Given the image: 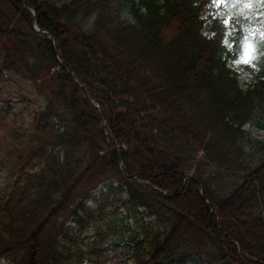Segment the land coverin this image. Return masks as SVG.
I'll use <instances>...</instances> for the list:
<instances>
[{"label":"trees","instance_id":"1","mask_svg":"<svg viewBox=\"0 0 264 264\" xmlns=\"http://www.w3.org/2000/svg\"><path fill=\"white\" fill-rule=\"evenodd\" d=\"M214 2L0 0V77L7 70L31 81L44 101L32 115L34 144L0 199L1 258L264 264V141L243 129L264 124V45H255L260 73L244 88L229 67L223 20L210 18L214 36L201 33ZM248 11L233 19L238 42L245 27L264 28V9ZM49 35L104 108L120 151H110L85 91L56 70ZM104 183L115 226L120 206L135 222L112 249L97 244L101 231L93 244L77 238L92 219L86 201ZM65 216L77 230L65 228Z\"/></svg>","mask_w":264,"mask_h":264},{"label":"rangeland","instance_id":"2","mask_svg":"<svg viewBox=\"0 0 264 264\" xmlns=\"http://www.w3.org/2000/svg\"><path fill=\"white\" fill-rule=\"evenodd\" d=\"M209 25L205 26V33H208ZM255 36L252 35V38ZM2 59V54L0 52V61ZM87 64L89 61L86 62ZM232 67L238 72L241 82L247 85L253 77L256 71L255 67L249 66L247 64H240L239 66L232 63ZM27 98L31 102V105H22L21 99ZM32 99V100H31ZM44 104V101L40 99L38 91L33 88L32 85L23 82L19 78L15 77L13 74L8 72L4 74V78L0 80V196H5L11 189L14 182V172L18 165L19 151L17 150L20 140L26 136L31 135V120L28 118L29 114L35 110L40 109ZM28 116V117H27ZM246 130L251 132L254 138L264 139V132L260 131L254 127L247 126ZM23 141V146H32L31 144H25ZM33 143V142H32ZM105 186H102L98 191L99 194ZM92 205V202H89ZM190 209L199 210L198 206L188 203ZM109 209L106 210V212ZM124 215V214H123ZM108 216L101 222L102 229L105 228L102 224L108 223L107 225L115 228V225L109 222ZM67 227L71 225L70 219L66 221ZM127 228L126 223L119 225L115 228V231L111 232L106 241V245H112L114 242L121 240L126 237L125 230ZM96 230H88V237H86V242L89 244L94 243L93 237L96 234ZM78 238V236H77ZM81 240V238L79 239Z\"/></svg>","mask_w":264,"mask_h":264},{"label":"snow or ice","instance_id":"3","mask_svg":"<svg viewBox=\"0 0 264 264\" xmlns=\"http://www.w3.org/2000/svg\"><path fill=\"white\" fill-rule=\"evenodd\" d=\"M239 0H215V4L217 8L224 7L228 8L231 4L232 7H235ZM261 4L264 5V0H260ZM251 5L247 2H243L240 4V12L243 13L246 8H250ZM222 23L228 29L225 33V39L223 40V44L229 51H233L235 53L234 65L239 66L240 64H247L249 66H256V58L257 51L256 47L252 41L253 30L245 28L244 31L247 33L241 40L239 44V48L236 47L234 43L231 42V37L233 36L232 32V24L233 19H224ZM262 37H264V32L260 33Z\"/></svg>","mask_w":264,"mask_h":264}]
</instances>
